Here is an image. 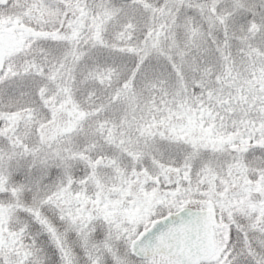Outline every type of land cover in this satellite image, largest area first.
Listing matches in <instances>:
<instances>
[{
  "label": "snow or ice",
  "instance_id": "6c2138e0",
  "mask_svg": "<svg viewBox=\"0 0 264 264\" xmlns=\"http://www.w3.org/2000/svg\"><path fill=\"white\" fill-rule=\"evenodd\" d=\"M0 264H264V0H0Z\"/></svg>",
  "mask_w": 264,
  "mask_h": 264
}]
</instances>
